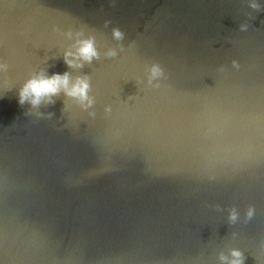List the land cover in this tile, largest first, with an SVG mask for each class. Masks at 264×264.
<instances>
[{
	"label": "water",
	"instance_id": "water-1",
	"mask_svg": "<svg viewBox=\"0 0 264 264\" xmlns=\"http://www.w3.org/2000/svg\"><path fill=\"white\" fill-rule=\"evenodd\" d=\"M65 72L88 99L21 103ZM235 259L264 264V0H0V264Z\"/></svg>",
	"mask_w": 264,
	"mask_h": 264
},
{
	"label": "clouds",
	"instance_id": "clouds-1",
	"mask_svg": "<svg viewBox=\"0 0 264 264\" xmlns=\"http://www.w3.org/2000/svg\"><path fill=\"white\" fill-rule=\"evenodd\" d=\"M117 37L120 36V32L117 30L114 33ZM79 47L77 48V53L85 60H90L93 56H95L96 50L91 38L78 41ZM76 53H66V61L69 64H72V60H67L68 55H75ZM160 72L159 68L153 66L151 69L152 76L158 75ZM89 85L86 78L77 77L75 82L69 83V74L65 72L64 74H54L52 77H39L33 78L28 81L25 87L21 92V103L25 99H30L32 104H38L42 97L55 93L60 88H63L68 95L78 96L81 100L88 99L87 97V89ZM91 103V100H89ZM235 217V213L232 214ZM233 255L236 257L240 256V253L236 250L233 251ZM231 264H241L239 259H235L231 262Z\"/></svg>",
	"mask_w": 264,
	"mask_h": 264
}]
</instances>
